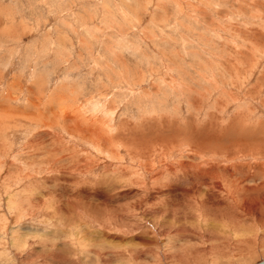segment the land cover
Wrapping results in <instances>:
<instances>
[{"label": "rangeland", "instance_id": "obj_1", "mask_svg": "<svg viewBox=\"0 0 264 264\" xmlns=\"http://www.w3.org/2000/svg\"><path fill=\"white\" fill-rule=\"evenodd\" d=\"M261 148L264 0H0V264H254Z\"/></svg>", "mask_w": 264, "mask_h": 264}, {"label": "bare ground", "instance_id": "obj_2", "mask_svg": "<svg viewBox=\"0 0 264 264\" xmlns=\"http://www.w3.org/2000/svg\"><path fill=\"white\" fill-rule=\"evenodd\" d=\"M254 126V125H253ZM252 126V127H253ZM251 127V128H252ZM255 129V128H254ZM259 129H260V127H259ZM255 133V132H254ZM257 135V134H256ZM264 153V148H261V149H259L258 150V153ZM261 164H263V163H261ZM260 165V164H259ZM219 167V166H218ZM216 169H218V168H216ZM219 169H220V167H219ZM264 169V168H263ZM201 170V169H200ZM205 173V172H204ZM221 175H223V174H221ZM218 176V175H217ZM221 177V176H220ZM220 177H218L219 179H220ZM223 177H225V176H223ZM215 178V177H214ZM217 178V177H216ZM213 179V178H212ZM218 180V179H217ZM215 181L214 182V188H211V187H209L208 189L209 190H211V189H215V188H223L224 189V184H225V182H228V181H231V185H230V188L229 189H227V191H228V193H231V196L233 195V190L234 191H237V184H234V183H232L233 182V180H231V179H228V178H223L222 180H218V181ZM207 183V182H206ZM190 190L192 191L193 190V187H191L190 186ZM249 188V187H248ZM242 189H244V188H242ZM186 190V189H185ZM187 191H189V189L187 190ZM219 191V190H218ZM225 191V190H224ZM190 192V191H189ZM222 192H223V190H222ZM226 192V191H225ZM194 197H197V196H194ZM208 197H212V196H208ZM225 197V196H224ZM214 198V197H213ZM234 198V197H233ZM212 199V198H211ZM235 200V199H234ZM196 201V200H195ZM220 201H224L223 199H219V202ZM239 201V200H238ZM212 202H214L213 200H212ZM216 202V201H215ZM235 203V202H234ZM227 204V203H226ZM226 206V205H225ZM199 207V206H198ZM201 207V206H200ZM215 207V206H214ZM225 241V240H224ZM243 242V241H242ZM146 243H149V242H144L143 243V245H145Z\"/></svg>", "mask_w": 264, "mask_h": 264}, {"label": "water", "instance_id": "obj_3", "mask_svg": "<svg viewBox=\"0 0 264 264\" xmlns=\"http://www.w3.org/2000/svg\"><path fill=\"white\" fill-rule=\"evenodd\" d=\"M254 264H264V259L255 262Z\"/></svg>", "mask_w": 264, "mask_h": 264}]
</instances>
